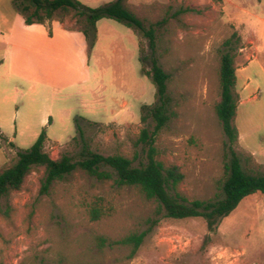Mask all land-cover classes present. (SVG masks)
Here are the masks:
<instances>
[{
	"label": "rangeland",
	"instance_id": "rangeland-1",
	"mask_svg": "<svg viewBox=\"0 0 264 264\" xmlns=\"http://www.w3.org/2000/svg\"><path fill=\"white\" fill-rule=\"evenodd\" d=\"M14 1L0 0V50L18 15ZM76 1L94 9L114 0ZM124 5L146 26L155 25L156 57L169 75L172 114L153 137L154 159L179 168L180 195L188 201L220 195L230 157L214 107L220 97L219 61L226 52L234 56L239 98L235 151L245 170L264 174V0H124ZM63 24L77 28L69 17ZM66 56V63L73 64L75 59ZM84 56L88 67L79 74L88 76L85 82L79 74L55 75L47 100L34 98L44 96L38 87L21 83L12 91L11 83L0 81V132L14 145L0 143V172L13 164L18 150L31 147L42 130L47 136L44 151L52 159L61 153L76 158L81 149L76 117L84 120V140L91 151L122 155L135 164L145 160L146 148L138 143L144 127L140 110L155 102L154 86L138 61L150 56L147 40L103 19L95 49ZM42 61L62 71L67 68L52 57ZM142 68L149 71V60ZM44 109L52 123L37 131ZM16 110L17 117H12ZM42 173L33 169L20 190L0 199V264H264L260 193L245 197L210 234L200 218L156 215L154 201L135 187L119 186L114 176L98 179L76 170L41 194ZM92 209L98 211L97 219ZM143 232L147 235L137 249L118 244Z\"/></svg>",
	"mask_w": 264,
	"mask_h": 264
},
{
	"label": "trees",
	"instance_id": "trees-1",
	"mask_svg": "<svg viewBox=\"0 0 264 264\" xmlns=\"http://www.w3.org/2000/svg\"><path fill=\"white\" fill-rule=\"evenodd\" d=\"M13 5L26 26L45 25L52 21L63 23L68 17L74 20L78 31L85 39L88 53L92 51L97 41L96 23L102 19L113 20L132 30L136 37L146 39L150 56H140L138 61L143 76L154 86L155 102L152 105H143L140 110V122L144 127L138 143L143 145L142 148H146L143 149L146 152L144 161L135 164V160L122 155L104 156L91 151L84 140L81 126L84 120L76 117L74 119L76 134L81 144L78 156L74 158L68 153H61L58 158L52 159L44 151L47 136L42 130L34 144L27 150H18L13 164L0 172V199L7 197L12 191L20 190L25 178L35 168L43 170L40 179L41 194L47 193L53 182L60 181L79 170L89 177L98 179H110L114 176L119 186L135 187L147 200L154 201L156 215L171 220L200 218L205 222L207 232L211 234L216 232L222 219L229 216L245 197L255 193L264 196V174L245 170L235 151L239 141L235 125L239 98L235 92L236 73L233 55L226 52L220 58L218 67L220 97L214 107L224 135V151L230 157L224 164L225 178L220 186V195L212 200L188 201L178 192V186L183 180L179 168L174 165L164 166L154 159L153 137L166 126L172 114V100L167 94L169 75L159 65L156 57L155 25L146 26L125 7L124 0H114L94 9L83 6L76 0H15ZM229 43L226 42L225 46L228 47ZM138 49L142 50L140 44ZM147 60L149 71L142 68ZM0 143L14 146L1 132ZM91 214L94 219L98 218L96 209H92ZM146 235L147 232L129 235L118 244H132L134 249H137ZM207 239H204L203 244L207 243Z\"/></svg>",
	"mask_w": 264,
	"mask_h": 264
},
{
	"label": "crops",
	"instance_id": "crops-1",
	"mask_svg": "<svg viewBox=\"0 0 264 264\" xmlns=\"http://www.w3.org/2000/svg\"><path fill=\"white\" fill-rule=\"evenodd\" d=\"M12 21L11 27L3 36V46L0 50V81L3 80L2 83L5 85L11 83L12 91L17 90L16 88L20 87L21 83H26L32 89L38 87L45 91L43 93L44 96L40 95L38 97L34 95L35 99L44 97L47 100L45 96L47 90L55 88L53 82L55 75L58 78L63 77L62 74L68 75L73 73L74 75H78L81 70H85L84 67H88L85 66L84 54L87 51L85 39L77 28L71 27V25L67 27L65 24L56 21L45 25L34 24L26 26L19 14L15 15ZM100 22L101 20L96 23V31ZM95 47L96 44L92 50ZM74 49L78 54L73 52ZM29 54L35 58L38 57V59H31ZM67 54L75 59L73 64L66 63ZM51 57L58 63L66 65L67 68L62 71L59 67H51V65L49 66L45 61H42V58L49 59ZM5 64L6 70H1ZM81 77L83 82L88 78L83 73ZM69 85L65 84L63 86ZM40 112V124L37 131L45 124L49 125L52 123L51 118L47 121L49 118L48 109L41 110ZM18 113L19 111L16 110L12 113V117H17Z\"/></svg>",
	"mask_w": 264,
	"mask_h": 264
}]
</instances>
